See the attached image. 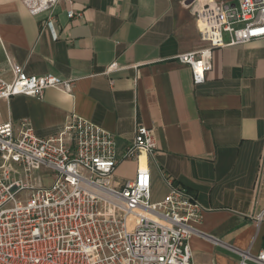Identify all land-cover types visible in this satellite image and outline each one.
<instances>
[{
    "label": "crops",
    "instance_id": "crops-1",
    "mask_svg": "<svg viewBox=\"0 0 264 264\" xmlns=\"http://www.w3.org/2000/svg\"><path fill=\"white\" fill-rule=\"evenodd\" d=\"M188 2L60 0L32 13L23 0H0V76L11 79L9 57L28 75L74 80L71 96L47 89L40 99H0V124L27 121L43 138L75 114L113 135L119 159L138 123L151 128V202L167 194L163 171L203 207L188 240L192 263L239 264L264 249V220H251L264 210V38L213 48L205 81L194 84L174 59L206 46ZM112 63L120 69L107 71ZM135 166L121 161L114 184L132 179Z\"/></svg>",
    "mask_w": 264,
    "mask_h": 264
},
{
    "label": "built area",
    "instance_id": "built-area-1",
    "mask_svg": "<svg viewBox=\"0 0 264 264\" xmlns=\"http://www.w3.org/2000/svg\"><path fill=\"white\" fill-rule=\"evenodd\" d=\"M60 0H23L30 12ZM203 48L174 59L186 65L194 84L205 81L213 48L264 38V0H191ZM69 18L74 11L69 10ZM56 38L55 24L44 23ZM228 36L225 43L223 36ZM11 79L0 76V99H40L47 89L72 95L74 80L28 75L9 57ZM120 69L112 63L107 71ZM156 148L151 128L138 123L121 159L113 135L75 114L60 131L37 137L27 121L0 124V264H193L189 238L202 218L195 195L161 171L167 194L150 200V163ZM134 160L135 174L114 184V171ZM142 160V161H141ZM47 171L50 177L40 173ZM134 217L132 225L128 217ZM251 220L259 227L264 210ZM264 264V249L245 252L239 264Z\"/></svg>",
    "mask_w": 264,
    "mask_h": 264
},
{
    "label": "rangeland",
    "instance_id": "rangeland-1",
    "mask_svg": "<svg viewBox=\"0 0 264 264\" xmlns=\"http://www.w3.org/2000/svg\"><path fill=\"white\" fill-rule=\"evenodd\" d=\"M40 174H41L42 176H47L48 178L50 177V173L47 172V171H42Z\"/></svg>",
    "mask_w": 264,
    "mask_h": 264
},
{
    "label": "bare ground",
    "instance_id": "bare-ground-1",
    "mask_svg": "<svg viewBox=\"0 0 264 264\" xmlns=\"http://www.w3.org/2000/svg\"><path fill=\"white\" fill-rule=\"evenodd\" d=\"M133 221H134V217H132V216L128 217V222H129L130 225H132Z\"/></svg>",
    "mask_w": 264,
    "mask_h": 264
},
{
    "label": "water",
    "instance_id": "water-1",
    "mask_svg": "<svg viewBox=\"0 0 264 264\" xmlns=\"http://www.w3.org/2000/svg\"><path fill=\"white\" fill-rule=\"evenodd\" d=\"M190 1V0H189Z\"/></svg>",
    "mask_w": 264,
    "mask_h": 264
}]
</instances>
